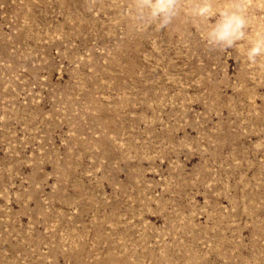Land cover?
Masks as SVG:
<instances>
[{"label": "rangeland", "instance_id": "obj_1", "mask_svg": "<svg viewBox=\"0 0 264 264\" xmlns=\"http://www.w3.org/2000/svg\"><path fill=\"white\" fill-rule=\"evenodd\" d=\"M0 0V264H264V0Z\"/></svg>", "mask_w": 264, "mask_h": 264}, {"label": "clouds", "instance_id": "obj_2", "mask_svg": "<svg viewBox=\"0 0 264 264\" xmlns=\"http://www.w3.org/2000/svg\"><path fill=\"white\" fill-rule=\"evenodd\" d=\"M170 6H171L170 3H165V2H163V0H161V2H158V4H157L156 8L154 9V11H156V10H165V9H167ZM258 50H264V49H258Z\"/></svg>", "mask_w": 264, "mask_h": 264}]
</instances>
